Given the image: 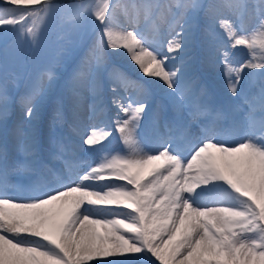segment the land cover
<instances>
[{"label":"snow or ice","instance_id":"6c2138e0","mask_svg":"<svg viewBox=\"0 0 264 264\" xmlns=\"http://www.w3.org/2000/svg\"><path fill=\"white\" fill-rule=\"evenodd\" d=\"M57 16L68 34L94 37L66 86L71 128L98 155L81 165L52 134L65 118L59 102L50 131L41 129L58 79L53 66L17 95L19 78L10 89L0 64V133L16 105L26 121L15 153L0 142V264H264V0H0V38L17 34L28 55ZM197 45L222 66L233 97L227 108L191 76ZM240 48L247 58L234 64ZM110 56L142 75L130 78ZM153 81L186 113L179 125L165 119L166 132L149 107ZM146 116L151 140L140 133ZM194 122L198 137L189 133ZM113 133L119 151L108 146ZM113 180L123 183H106Z\"/></svg>","mask_w":264,"mask_h":264},{"label":"rangeland","instance_id":"374dc122","mask_svg":"<svg viewBox=\"0 0 264 264\" xmlns=\"http://www.w3.org/2000/svg\"><path fill=\"white\" fill-rule=\"evenodd\" d=\"M55 1L59 0H52L54 4H57ZM73 2L74 0H69V3ZM57 5H62V3H58ZM145 32L151 37L150 26L145 27ZM61 34H66L64 40L58 39ZM93 38L94 37H92L90 33L85 34L82 38H78L75 34H68V26L65 25L64 27H61L59 16L54 20L50 19L48 21L44 27L39 45L32 48L28 55H25V45L18 39L17 34L10 33L7 37L0 38V64L4 65L2 73L9 76L10 89L14 88V85L11 83L13 75L19 78L17 95L22 94L26 90V85H28L41 70L53 66V70L56 72L58 79L54 89L50 92L47 101L42 105L39 125L45 133L49 132V125L52 121L54 110L57 107V103H61L64 109V121L62 123H57L54 130L51 131L56 137L62 138L69 144L71 152L78 157L81 165L85 163H94L98 154L90 152L86 146H83L80 143V136L71 128L72 101L70 92L66 86V81L69 79L72 70L85 56ZM5 52H7L6 56ZM192 57L191 76L196 84L207 92L208 98L211 102L219 107L227 108L233 97L227 90L222 66L216 62L214 57H208L200 45L193 48ZM246 58L247 50L244 48L235 50L231 56V60L234 64L240 63ZM113 63L117 64L122 71L132 79H137L142 75L136 67L129 63L124 57L110 56L109 64L111 65ZM143 79L150 80L148 77H143ZM245 80H247L246 73ZM244 83L245 82L242 81V87L244 86ZM109 87L110 85L105 78L103 99L106 104L109 103L112 95L109 91ZM147 99L150 109L154 113L159 114L160 132H166V129L163 127L165 119L169 122L175 120L177 125H179L182 123V118L186 116L184 110L178 109L170 98L165 95L164 91L155 86L154 81L150 84V94ZM89 102L90 99L88 94L85 93L81 115L86 122ZM112 115H114V109L109 105V118ZM25 125L26 121L23 118L21 108L18 105L14 106L12 115L9 118L6 134L0 133V142L6 140L10 153H15L16 144L18 142L17 128ZM155 131L156 129L146 116L140 129L142 139L147 138L151 140L154 138ZM189 133L192 136L198 137L201 134L199 125L195 122L192 123ZM174 135L177 137V142L181 144L182 147L187 148L185 139L181 138V132L179 129L174 131ZM110 141L111 143L108 146L111 149L116 151L121 149V144L116 133H113V136L110 137ZM67 174L68 170L65 169L64 175ZM107 182L123 183L115 180L106 181V183ZM84 207H87V205ZM108 207L115 208L116 206ZM118 210L123 209L121 208ZM93 218H99V216L94 215ZM106 259H121V257H109ZM92 264H97V262L94 260ZM157 264H159V262H157Z\"/></svg>","mask_w":264,"mask_h":264},{"label":"trees","instance_id":"16d2710c","mask_svg":"<svg viewBox=\"0 0 264 264\" xmlns=\"http://www.w3.org/2000/svg\"><path fill=\"white\" fill-rule=\"evenodd\" d=\"M60 1V2H59ZM59 1H55L57 4L58 3H62V5H68V4H71L69 3V0H59Z\"/></svg>","mask_w":264,"mask_h":264},{"label":"bare ground","instance_id":"6f19581e","mask_svg":"<svg viewBox=\"0 0 264 264\" xmlns=\"http://www.w3.org/2000/svg\"><path fill=\"white\" fill-rule=\"evenodd\" d=\"M88 227H94V226H88ZM93 262H94V260L93 261H89L88 264H92Z\"/></svg>","mask_w":264,"mask_h":264}]
</instances>
